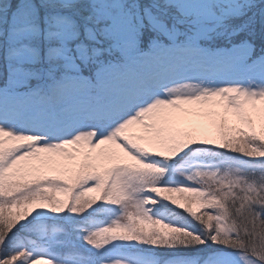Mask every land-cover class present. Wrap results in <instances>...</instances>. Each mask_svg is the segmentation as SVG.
Listing matches in <instances>:
<instances>
[{"label":"snow or ice","instance_id":"6c2138e0","mask_svg":"<svg viewBox=\"0 0 264 264\" xmlns=\"http://www.w3.org/2000/svg\"><path fill=\"white\" fill-rule=\"evenodd\" d=\"M0 264H264V0H0Z\"/></svg>","mask_w":264,"mask_h":264}]
</instances>
